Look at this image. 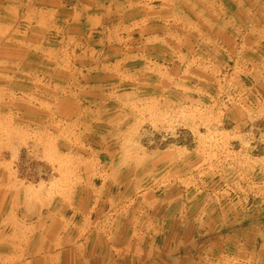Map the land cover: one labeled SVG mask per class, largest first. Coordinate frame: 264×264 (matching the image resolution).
I'll return each mask as SVG.
<instances>
[{
    "label": "rangeland",
    "instance_id": "374dc122",
    "mask_svg": "<svg viewBox=\"0 0 264 264\" xmlns=\"http://www.w3.org/2000/svg\"><path fill=\"white\" fill-rule=\"evenodd\" d=\"M0 264H264V0H0Z\"/></svg>",
    "mask_w": 264,
    "mask_h": 264
}]
</instances>
